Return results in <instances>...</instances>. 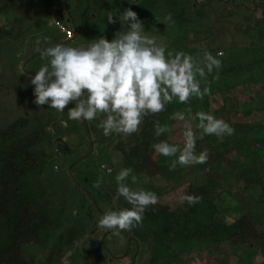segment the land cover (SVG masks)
<instances>
[{"label": "rangeland", "instance_id": "374dc122", "mask_svg": "<svg viewBox=\"0 0 264 264\" xmlns=\"http://www.w3.org/2000/svg\"><path fill=\"white\" fill-rule=\"evenodd\" d=\"M190 1L0 0V24L9 31V36L0 40V113L4 121L20 122L14 137H24L40 127H45L48 133L47 157L40 167L30 171L22 180L20 198L0 217L4 227H11L14 209L20 202L28 201L53 219L51 231L43 232L42 242L28 248L29 252L38 250L45 261H58L70 246L71 236L76 235L85 243L73 246L76 255L69 261L76 256L84 259L82 264H168L170 255H157L163 249L168 250L160 245L162 233L145 215L143 224L131 232L97 231V222L105 211L129 207L122 198L113 204L115 177L121 169H131L129 183L132 176H136L138 181L132 185L134 188L157 194L159 203L154 208L166 206L172 209L180 202L178 196L188 183L200 187L205 184L201 164L177 166L174 171H169L175 157H164L153 151L145 161L147 167H136L131 162L126 165L120 161V158L125 159L124 147L117 145L115 137L103 136L96 122L68 120L67 109L62 114L48 107L39 109L33 103L34 86L30 83L34 74L21 69L22 59L35 51L37 38L44 42L43 46L48 42L86 46L100 36L111 40L116 31L127 29H121L119 23L108 24L109 13L118 15L128 7L138 13L144 22L145 32L163 42L169 51L192 53L193 46L181 31L190 32L188 40L200 35L205 37L212 46H205L203 51L207 50L224 61L218 78L208 77L206 81L213 92L210 109L216 110L222 104L220 90L226 86L235 87L245 119L236 128L240 137L235 154L253 161L261 159L264 151L258 148L264 147V28L254 26L253 0H236V6L227 0H215L214 6L202 13L196 12ZM92 9L96 11L93 13ZM198 15L201 18L198 19ZM76 23L79 25L78 34L74 38L68 37L63 29L75 31ZM37 59V62L27 61L26 67L36 72L48 62L44 56ZM227 70V74L222 76ZM11 91L14 96L5 95ZM182 127V122L174 121L167 126V132L172 134ZM132 140L131 137L125 138L127 144ZM137 152L134 148L128 155L134 156ZM101 178V189L94 188V183ZM223 206L222 201H217L207 211L199 213L200 217L213 215L212 208ZM8 216L11 220L7 224ZM226 216V221L236 217L233 212ZM188 226L187 223L185 227ZM196 238H192L188 246L194 249L185 255L197 251L195 246L199 241ZM170 251L176 254L178 249ZM263 259L261 255L258 260ZM185 264L214 263L198 258Z\"/></svg>", "mask_w": 264, "mask_h": 264}, {"label": "trees", "instance_id": "16d2710c", "mask_svg": "<svg viewBox=\"0 0 264 264\" xmlns=\"http://www.w3.org/2000/svg\"><path fill=\"white\" fill-rule=\"evenodd\" d=\"M214 2L215 0L190 1L199 13L209 11L210 7L214 6ZM227 2L237 5L236 0H227ZM253 4L254 26L262 29L264 28V0H253ZM92 11L94 13L96 10L92 9ZM209 13L212 15L213 12ZM200 15L198 19L201 18ZM75 27L73 38L78 34L77 30L79 31L77 23ZM181 33L187 35V42L193 46L191 55L194 58H198L201 52L203 53L205 46H212L201 35L196 39L194 37L188 40L190 32L188 34L187 31H181ZM193 33L194 31L191 32ZM8 36V29L0 24V40ZM41 56V53L36 50L28 54L26 59H22L21 69L35 74L33 69L26 67V62L30 60L37 62V58ZM227 72L228 70L222 76H225ZM214 76L216 73L208 77L214 79ZM205 86L208 87L207 82ZM220 92L222 104L216 110L210 109V95L213 93L210 90V94L205 95L202 100L193 98L186 104L174 102L167 106L166 111L146 116L140 131L131 136L113 135L117 145L124 147L123 151L126 152L125 159L120 158L121 162L126 165L131 162L136 167L140 165L147 167L145 161L154 151L152 147L154 144L167 141L170 144L183 146V127L172 134L165 132L159 137L155 136V125L159 123L161 126H169L171 122L178 121L174 119L177 113H183L187 118L194 117L199 111H210L217 118L229 122L235 129L234 135L223 140L214 135L205 136L203 140L198 139L197 154L201 151L208 152L207 162L201 164L202 168H200L205 179L204 186L188 183L178 196L180 202H177L172 209L166 206L159 207L160 210L153 207L145 214L146 219L162 233L160 245L168 250L163 249L157 255L159 257L170 255L171 261L168 264H185L192 260L196 261L198 258L214 264H264V259L258 260L261 255L264 258V147L262 145L258 148L263 152L258 161L246 157L240 158L235 154L234 150L238 147V137H240L236 128L245 122L242 103L235 87L226 86ZM6 93L5 95L10 96L15 94L13 91ZM3 118L0 113V217L5 215L10 206L20 198L21 182L26 175L43 164L47 157L46 143L48 141L45 127H40L24 137H14L13 134L21 126L20 122L12 121V119L7 122ZM192 123L195 126L198 121L194 119ZM196 131L199 135V130ZM126 137L133 139L130 144L126 143ZM134 148L138 152L134 156L128 155ZM140 160L144 162V165ZM193 193L201 198L196 206H189L182 202L183 195ZM217 201H222L224 206L212 208L213 215L200 217L199 213L207 211ZM229 212H233L236 217L226 221V214ZM12 216L11 227H4L0 220V264H82L84 259L76 256L74 260L69 261L73 255H76L73 246L85 243L76 235L71 236L70 246L55 262L45 261L40 257L38 250L30 252L27 250L39 245L42 242V233L51 231L50 229L53 228L54 222L49 215L37 210L30 202L22 201L14 209ZM9 217H6L7 224L11 220ZM187 223L189 229L185 227ZM192 238L199 241L195 246L197 251L194 253L191 251L187 256L185 254L192 249V247L188 248ZM172 248L178 249V252L174 254L170 251ZM202 252L204 255L200 257Z\"/></svg>", "mask_w": 264, "mask_h": 264}, {"label": "clouds", "instance_id": "9594fccd", "mask_svg": "<svg viewBox=\"0 0 264 264\" xmlns=\"http://www.w3.org/2000/svg\"><path fill=\"white\" fill-rule=\"evenodd\" d=\"M107 23H119L121 29L127 30L116 31L111 40L100 36L86 46L50 42L43 46L44 42L36 39L35 50L48 60L30 78L33 103L39 109L48 107L61 114L67 109L68 120L96 122L105 137L131 136L140 131L146 116L164 112L174 102L186 104L210 94L205 82L213 73L218 78L222 69V60L217 56L207 50L198 58L183 51H169L163 42L145 32L144 22L131 7L118 15L109 13ZM174 119L182 122L183 146L167 141L152 146L159 155L175 157L169 171L207 162V151L197 154L198 139L214 135L223 140L235 134L229 122L210 111L196 112L192 118L177 113ZM192 119L198 121L195 126ZM167 131L159 123L155 125L157 137ZM130 174L129 168L119 171L112 198L114 205L122 198L129 207L105 211L97 222V231L131 232L143 224L145 213L159 203L154 191L134 188L137 177L132 176L129 183ZM101 186L102 178L93 185L96 189ZM200 199L194 193L181 197L182 202L193 207Z\"/></svg>", "mask_w": 264, "mask_h": 264}, {"label": "built area", "instance_id": "2783aa9c", "mask_svg": "<svg viewBox=\"0 0 264 264\" xmlns=\"http://www.w3.org/2000/svg\"><path fill=\"white\" fill-rule=\"evenodd\" d=\"M63 32L67 33V35H68L69 37L74 36V31H72V30H65V29H63Z\"/></svg>", "mask_w": 264, "mask_h": 264}, {"label": "water", "instance_id": "95a60500", "mask_svg": "<svg viewBox=\"0 0 264 264\" xmlns=\"http://www.w3.org/2000/svg\"><path fill=\"white\" fill-rule=\"evenodd\" d=\"M63 143V142H62Z\"/></svg>", "mask_w": 264, "mask_h": 264}]
</instances>
